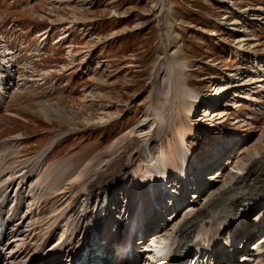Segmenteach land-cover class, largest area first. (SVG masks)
I'll return each instance as SVG.
<instances>
[{
  "label": "rangeland",
  "instance_id": "rangeland-1",
  "mask_svg": "<svg viewBox=\"0 0 264 264\" xmlns=\"http://www.w3.org/2000/svg\"><path fill=\"white\" fill-rule=\"evenodd\" d=\"M261 12L264 0H0V51L13 56L6 64L7 86L0 91V154L17 168L34 160L43 187H62L81 171L96 172L92 161L111 146L116 145L113 154L123 147L127 141L120 146L118 138L143 121L160 97L159 106L172 122L173 144L182 133L191 135L188 143L200 155L207 140L231 137L228 151L215 140L224 156L218 164H212L218 152L202 162L213 165L203 176L223 170L227 158L233 165L245 163L264 149V92L257 89L256 94L254 86L228 88L225 80L235 67H242L239 76L244 77L253 60L264 59V20L255 19ZM165 55V68L157 76ZM170 73L198 92V100H213L209 110L223 116L210 115L193 127L195 133L186 130V113L177 116L171 104ZM256 80L255 75L250 81ZM175 96L182 107V96ZM204 107L197 106L198 115ZM244 133L245 144L235 145ZM55 137L45 156L37 158ZM239 147L241 154L235 151ZM19 182L7 188V209L16 202ZM260 214L264 200L247 217L251 230V220ZM68 227L60 223L39 257L51 252Z\"/></svg>",
  "mask_w": 264,
  "mask_h": 264
},
{
  "label": "bare ground",
  "instance_id": "bare-ground-1",
  "mask_svg": "<svg viewBox=\"0 0 264 264\" xmlns=\"http://www.w3.org/2000/svg\"><path fill=\"white\" fill-rule=\"evenodd\" d=\"M263 15L264 13L261 12L255 19L258 21L264 20ZM234 30L246 34L244 29L234 28ZM4 48L3 46L2 49ZM167 59L168 56L165 55L158 67L157 76L160 71L164 70ZM11 61H13V56L10 51H0V78L5 80L0 79V88L3 87V90L6 88L8 80L6 64ZM262 62L264 63V59H262ZM259 64V61L253 60L252 69L244 77L239 76L243 73L241 71L242 67H235L233 73L229 74L225 80L228 88L242 89L246 86H254L252 89H260V92H263L264 66L258 68ZM254 72L257 73V81L253 84L250 80L254 77ZM169 77L171 104L177 116L180 117V112L186 113V130L195 133V131L193 132V127L203 123L210 115L216 118L223 116L221 111L218 112L217 109L209 110L211 108L206 104L202 111L204 114L198 115V113L193 117V113L197 112V106L199 107V101L203 99L200 98L198 100V92L192 91L188 83L179 81L171 73ZM175 92L182 96V100L180 99L182 107L179 99L178 101L176 99ZM257 92L259 91H255L256 94H258ZM1 95L0 93V105L3 100ZM243 97L249 98L247 95ZM184 101H187L186 104L183 103ZM211 102L213 103V100L209 99V104H212ZM159 104H162V101L160 97H157L153 100V105L150 107L147 117L145 118L144 116L145 119L143 121L138 122L130 131H126L118 138L117 145L125 141L127 143L115 154H113L112 150L116 145L100 153L92 161L91 165L96 168V172L86 175V173L83 174L81 171L74 182L67 183L62 187L60 185H56L52 189H50L51 187H43L42 181L37 179V169L34 160H29V162L17 168L14 166V162L11 161L12 159L0 154V212L6 218L5 233L8 236L7 239L8 241L12 239V242H14V244L3 248L2 253H0V264H62L63 262H69L76 257L84 247V242L89 239L87 226L92 222V217L98 214L108 218L114 209L119 211L122 204L125 207L122 216L126 213L128 207L131 209L126 219L123 221L119 220L120 217L117 219L118 215L114 214L115 211L113 213L114 217L109 218V223L107 225L102 224L96 230L95 239L99 242V246H97L95 251L97 255V261H95L99 264H132V262H128L127 258L130 253L127 252L128 247L132 241L128 233L140 231L141 225L144 229L150 230L156 224L155 222H149V220L145 221L142 218V214L139 215L142 209H145V212L150 209L154 199L153 196L146 194V188L151 183L150 179L154 180L153 190L159 193L156 198L158 199L157 202L164 195H170V193L174 192L170 185L159 187L157 182L158 173L155 171L162 172L163 170L167 175L179 174L175 179H178V183L181 184L182 190L179 196L183 200L187 196L186 189L189 188L188 184L186 185L182 182V180L184 181L183 172L185 171V180L188 181V178L190 179L194 175H199L202 171L210 169L207 166L211 167L213 166L212 164H218L221 159H217L214 163L212 161L210 165L208 163H203L204 165L200 163L218 152L217 148H215V140H220L221 146L225 147L226 150L230 148L227 146L231 143V137L225 136L226 138H223L218 135L212 140H207L200 155L188 143L187 139L191 135L187 137V135L182 133L180 142L177 145L173 144L170 133L172 122L164 116L163 109L161 110ZM210 106L213 107L214 105ZM230 106L236 107L235 104ZM169 122L171 123L169 124ZM183 128L182 126V130H184ZM60 136L62 135H58V137ZM247 138L248 134L244 133L235 141V145L239 144L242 146ZM55 139L57 137L45 144L39 151L37 158L45 156ZM239 149L240 147L235 151H239ZM239 153L235 156L237 160L241 154ZM231 164L230 158H227L225 163H221L224 166L223 170L221 169L222 171L218 168L212 174L205 176L204 179L206 181L212 179L209 182L211 185L205 191L199 193L198 196L196 195L197 192H191V197L186 207L178 209L176 214L167 210L170 217L166 220V223L162 222L161 229L157 234L158 239L164 238L170 244V247L177 249V251L186 252L192 245L194 234L203 219L210 220L214 228L213 242L209 246V249L214 251L219 246V237L225 236L224 231L230 232L236 238L241 234L246 235L248 241L252 238V233L251 231L249 232L251 224L241 214L251 211L257 203L264 200V149L252 153L245 163L240 165L232 164L233 166ZM5 175H10L11 177L6 180L3 178ZM129 175L131 177L130 182L128 180L123 185L124 189L121 190L123 192L120 191L118 193L121 181ZM17 179L20 182L15 195L16 202L14 206L7 209V188ZM195 179L198 178L195 176ZM198 180L199 183H204L203 179ZM111 201L116 208L108 205ZM23 207L27 208L24 214L22 213ZM151 209L152 211H157V208L156 210ZM137 214L138 217L136 216ZM155 214L156 216L160 215L157 212ZM25 221H27V227L22 229ZM251 221L252 224L254 222V225L262 228L261 224H263L264 216L260 214V216H255ZM60 223L69 225L67 232L61 234L51 252L43 258L39 257V253L45 249L46 244L54 236ZM110 224L118 227L123 232V235L116 239V235H112L110 232ZM139 242L140 240L136 243ZM222 244L225 245L224 247L227 250L231 248L229 245L227 246V243ZM253 247H256V249ZM140 251L138 247L131 250V253L137 256ZM1 254L5 257L2 258ZM214 255L216 259L223 257L220 249H217ZM234 255V252L228 255L227 260L231 261ZM240 257L236 261L237 264L239 262H241L240 264H264V232L257 239L255 238L249 247H244V253ZM252 257H254L253 260H250ZM142 262L140 261L137 264H142ZM219 263L209 262L208 264Z\"/></svg>",
  "mask_w": 264,
  "mask_h": 264
}]
</instances>
